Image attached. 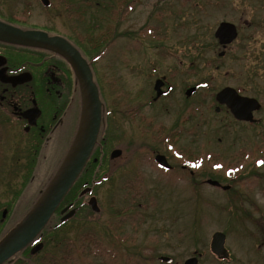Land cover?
Returning a JSON list of instances; mask_svg holds the SVG:
<instances>
[{
    "label": "rangeland",
    "instance_id": "rangeland-1",
    "mask_svg": "<svg viewBox=\"0 0 264 264\" xmlns=\"http://www.w3.org/2000/svg\"><path fill=\"white\" fill-rule=\"evenodd\" d=\"M69 1L74 8L71 20L67 19L70 11L62 6L47 10V15L36 6L28 26L80 41L86 33L85 42L95 38L94 33L111 36L101 50L83 48L85 56L93 59L102 104L91 155L99 166L88 165L67 196L76 206L84 205L79 214L63 228L46 234L47 247L29 264H38L65 245L75 247L72 253L105 252L102 245L93 250L86 246L91 236L94 245L114 237L108 247L120 254L124 249L125 264H161L156 260L159 256H173L175 264H181L197 242H207L217 232L225 235L231 251L232 239L245 238L250 228L261 235L264 27L242 26L237 41L225 47L214 33L222 22L242 25L253 20L260 24L262 5L251 0ZM6 4L0 8L3 15L8 13ZM163 78L172 90L153 103V88ZM194 86L196 93L187 97ZM226 88L261 103L262 108L253 113L256 124L236 123L225 107L215 112V96ZM75 89L74 117L78 119L83 100L79 85ZM12 142L7 156L6 143L0 151V215L7 210L0 238L33 206L59 166H51L55 153L46 152L31 173L33 162H26L23 155L26 141L13 133ZM114 150H120L121 156L110 161ZM155 155L164 156L171 170L159 168ZM208 180L229 189L211 187ZM84 186L91 187L98 214L86 206V193L78 197ZM123 237L127 240L122 246L115 238L119 242ZM131 239L136 241L134 249ZM87 259L105 264L101 256H84Z\"/></svg>",
    "mask_w": 264,
    "mask_h": 264
},
{
    "label": "flooded vegetation",
    "instance_id": "flooded-vegetation-1",
    "mask_svg": "<svg viewBox=\"0 0 264 264\" xmlns=\"http://www.w3.org/2000/svg\"><path fill=\"white\" fill-rule=\"evenodd\" d=\"M251 2L252 4L259 6L262 5L264 9V0H251ZM3 4L8 6V13H6L7 15H3L0 11L1 25L14 31H18L19 33L37 32L45 34L48 38H59L66 41L72 48L77 50L81 57L86 61L93 75V59L89 60V58L85 56L83 48L86 49L85 47H88L93 50V39H98L100 35L94 33L92 37L95 38H91L89 41L85 42L87 36L86 33H84L82 42L78 38L74 39L40 26H28V20L36 6L38 8L40 7L39 10L44 13L51 8L56 10L58 7L62 6L65 11H70V13H67V19L71 20V17L74 14V8L69 0H0V8ZM45 15H47V13H45ZM45 17L47 18V16ZM259 25L264 27V19L260 24L259 21L255 22L249 20L245 21L242 25H233L237 33L235 40L237 41L238 32L242 29V26L251 29L252 27L254 28ZM247 42L249 47L251 44L250 38H248ZM252 42L255 45L256 38H253ZM263 51L264 46H262V52ZM14 79H16V85H13L12 80ZM76 84L78 85V82L74 76L72 68L64 57L47 49L23 46L0 40V151L4 149V143H6L5 154L6 156L8 155V149H10L13 143V133H16L21 140L26 141V148H24L23 155L26 162H33L31 173H33V170L37 167V162L41 161L40 158H46V152L52 151L55 154L52 158L51 166L59 165L53 174L55 175L68 154V150L72 146L79 130L81 112L78 119L74 117L75 100H77V90L75 89ZM163 88L165 89L163 90ZM171 90L172 88L168 86L166 80L163 78L160 82L159 91L161 93L168 91V93L155 99V91L152 102L156 103L160 99L168 96ZM237 93L241 95L238 91ZM73 104L74 110H72ZM221 108L224 107L221 106L219 110H221ZM235 122L238 124H256V121L253 123H244L235 120ZM61 147L62 149L60 150ZM156 156L157 155H155V157ZM109 160L112 161L110 156ZM96 161L97 160L94 159L91 160L90 157L84 170L88 167L90 162L97 163ZM260 162L264 166V160ZM161 169L164 170V168ZM190 175L192 176V173H190ZM38 177L39 175H36L34 176V179L38 180ZM28 185H24V187ZM46 187L38 192L39 198L45 191ZM84 188L85 189L80 192L78 197H82L81 193L83 191L90 190L89 192L85 191L87 193L83 195L88 196L89 201L94 197L92 195V189L88 186H84ZM68 194L65 196L41 234L4 264L31 263L34 256L47 247V241L45 239L46 234H51L57 229L63 228L66 223L72 221V219L79 214L84 205L76 206V201L67 200ZM20 197L17 198L18 204L21 199ZM24 198L25 197L22 198L21 202ZM39 198L35 201L37 202ZM88 201L86 206H88L93 214H98L100 209L98 212L92 211L88 205ZM36 202L27 213L31 211ZM66 207H69V209L61 214V211ZM71 211H74L73 216L70 219L61 221V219ZM6 212L7 210H3L0 215V226L5 220ZM56 219L57 223H54ZM133 223L134 220L132 221V224ZM261 232V235H255L254 229L250 228V234L243 239H239L241 240L240 242L238 238L232 239L231 244H229V246L232 247V251L227 247L224 236L223 245H217L221 251L219 255L213 251V234L207 242H197L190 255H188L181 264H187L188 261L192 259L194 260L188 264H208L206 262H209L210 264H264V227H262ZM113 238L111 239L107 237L105 243L101 244L100 242H97L96 245H94V237H88L86 246L91 247L93 250L96 246L101 248L102 245L105 252H99L94 249V253H72L75 247L72 248V246L65 245L61 250V248H59L60 246L58 247V245H55L56 249L59 248L58 251L49 253L41 260L39 259L38 264H93L90 259L85 261L84 256L92 259L101 256L103 257L105 264H125L126 252L124 249L123 251L121 250L123 254H120L113 248L108 247V242L113 241ZM115 240L119 245L123 246L127 238H119V242L116 238ZM131 242V249H134L136 241L131 239ZM37 245H41V249L36 253L31 254L32 249ZM132 252L134 254V251H128L127 254L131 255ZM23 255L25 257H23ZM163 258H165L166 261ZM48 259L49 262H46ZM156 260L161 264H175L173 256H159Z\"/></svg>",
    "mask_w": 264,
    "mask_h": 264
},
{
    "label": "water",
    "instance_id": "water-1",
    "mask_svg": "<svg viewBox=\"0 0 264 264\" xmlns=\"http://www.w3.org/2000/svg\"><path fill=\"white\" fill-rule=\"evenodd\" d=\"M236 36L235 27L226 22L220 23L214 33V37L223 47L231 44ZM0 40L23 46L47 49L64 57L72 68L83 100V113L81 115L79 130L63 163L31 211L0 239V264H4L41 234L84 170L97 142L101 125L102 104L99 98L98 88L93 81V75L88 64L77 50L72 48L66 41L59 38H48L45 34L37 32L19 33L1 24ZM12 81L13 85H16V79ZM160 82L161 81H157L154 86L156 98L166 94V92L161 93L159 91ZM195 91L196 88H190L186 92V96L190 97ZM215 101L218 105H224L235 120L242 122H253V113L261 108L260 104L255 99L240 96L231 88H226L218 93L215 96ZM218 111L219 108L217 107L216 112ZM83 118L84 122L81 129ZM120 156V150H114L110 153L111 160L117 159ZM155 161L161 167L166 169L171 168L162 155L156 156ZM206 183L212 187L221 188L222 190L229 189L228 186H221L214 180H208ZM85 191L89 192L90 190ZM85 191H83L81 195L87 193ZM88 205L92 211H99L94 197L88 201ZM68 209L69 207L63 209L61 214ZM73 214L74 211H71L63 217L61 221L70 219ZM223 240L224 234L217 232L213 235V251L217 255L221 253L217 245L222 246ZM40 249L41 245H37L32 249L31 254L36 253ZM163 259L166 261L165 258ZM193 260L194 259L188 261V263Z\"/></svg>",
    "mask_w": 264,
    "mask_h": 264
},
{
    "label": "trees",
    "instance_id": "trees-1",
    "mask_svg": "<svg viewBox=\"0 0 264 264\" xmlns=\"http://www.w3.org/2000/svg\"><path fill=\"white\" fill-rule=\"evenodd\" d=\"M110 38H111V36H109V34L108 33H105V34H102L101 36H99V38L98 39H93L94 40V43H93V45H94V49L95 50H101L108 42H109V40H110ZM94 151V150H93ZM98 165L99 164V162H97V163H93V162H90L89 163V165H92V166H95V165ZM99 166V165H98ZM87 168V167H86ZM86 170V169H85ZM85 170H83V172L81 173V175L83 174V173H85ZM96 186V185H95ZM2 238V237H1ZM0 238V239H1Z\"/></svg>",
    "mask_w": 264,
    "mask_h": 264
},
{
    "label": "bare ground",
    "instance_id": "bare-ground-1",
    "mask_svg": "<svg viewBox=\"0 0 264 264\" xmlns=\"http://www.w3.org/2000/svg\"><path fill=\"white\" fill-rule=\"evenodd\" d=\"M83 122H84V118L82 119V122H81V129H82V127H83Z\"/></svg>",
    "mask_w": 264,
    "mask_h": 264
}]
</instances>
